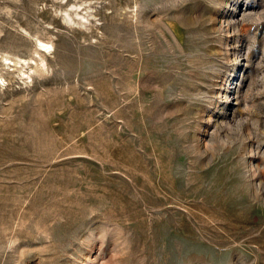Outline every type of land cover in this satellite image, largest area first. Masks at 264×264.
<instances>
[{"label": "rangeland", "instance_id": "obj_1", "mask_svg": "<svg viewBox=\"0 0 264 264\" xmlns=\"http://www.w3.org/2000/svg\"><path fill=\"white\" fill-rule=\"evenodd\" d=\"M0 264H264V0H0Z\"/></svg>", "mask_w": 264, "mask_h": 264}, {"label": "bare ground", "instance_id": "obj_2", "mask_svg": "<svg viewBox=\"0 0 264 264\" xmlns=\"http://www.w3.org/2000/svg\"><path fill=\"white\" fill-rule=\"evenodd\" d=\"M78 15L80 14V12H76ZM83 16V15H82ZM36 43H37V45H40V46H42V47H46V45H47V43H45L44 41H42V40H40V39H36ZM9 58L8 57H6V60H8ZM15 62V61H14ZM6 63H11V61L9 62V61H7ZM17 63H18V65H20V67L23 69V68H25V67H30V61H28L27 60V58H19L18 60H17ZM3 64V63H2ZM22 72H23V70H22ZM3 80V79H2Z\"/></svg>", "mask_w": 264, "mask_h": 264}]
</instances>
